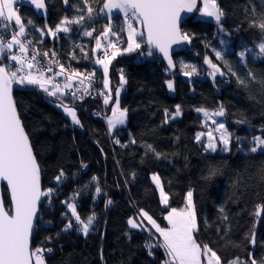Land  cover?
<instances>
[{"label": "trees", "instance_id": "1", "mask_svg": "<svg viewBox=\"0 0 264 264\" xmlns=\"http://www.w3.org/2000/svg\"><path fill=\"white\" fill-rule=\"evenodd\" d=\"M46 1L47 17L39 15L34 5L18 3L20 16L29 24L25 32L39 51L54 48L59 61L73 69L85 71L100 66L96 63L100 55L97 39L102 45L103 39L120 34L127 41L124 14L121 10L100 12L103 0H89L94 9L91 19L87 18L88 5L83 0ZM218 4L223 12L220 34L196 35L185 50L175 53L176 71L170 70L154 51L150 58L140 59L143 50L149 51L146 39L139 54L138 49L125 52L126 46H121L123 52L113 59L109 72L115 95L106 104L108 117L97 115L103 104L91 96L81 103L71 102L80 121L76 124L37 85L25 82L21 84L32 88L16 90L18 109L42 168L44 192L52 189L43 197L33 241V248L43 249L44 264H163L167 259L164 249L146 247L161 244L160 234L152 225L150 229L133 228L128 221L146 212L167 226V211L185 207L189 191L193 192L197 212L195 233L202 246L217 253L223 264L237 257L264 264V178L257 185L256 180L249 183L251 177L247 174L257 164L264 166V150L252 152L237 141L249 135L264 138V58L253 57L264 41V30L257 26L264 20V0H218ZM81 15L85 16L82 23L71 22ZM64 19L68 31L50 36L45 21L55 29ZM31 20L35 24L29 23ZM112 20L116 26L110 25ZM108 26L111 32L105 37L102 33ZM85 31L92 35H84ZM241 52H245L243 58ZM4 60L8 62L9 58H3L1 65ZM136 65L144 78L163 72L161 83L156 82L148 91L150 101L135 102L130 94ZM13 67L11 71L18 68ZM121 76L129 83L122 93L121 106L128 109L130 117L126 125H119L109 134L108 119L113 114ZM169 76L176 78V94L162 84V78ZM69 78L60 85H73L74 80ZM157 94H168L182 115L162 119L151 130L162 116L159 103L154 101ZM200 107L213 111L223 108V118L232 135L228 151H208L197 140L204 128L201 112L197 111ZM212 170L215 175H210ZM154 174L163 181L170 199L168 205L163 203L160 189L152 179ZM97 187L101 189L99 194ZM3 196L6 207L11 209L6 186ZM69 204L75 206L76 214L85 222L94 216L87 235L80 231ZM69 222L72 226L67 228Z\"/></svg>", "mask_w": 264, "mask_h": 264}, {"label": "snow or ice", "instance_id": "2", "mask_svg": "<svg viewBox=\"0 0 264 264\" xmlns=\"http://www.w3.org/2000/svg\"><path fill=\"white\" fill-rule=\"evenodd\" d=\"M85 5H88L85 11L88 14V19H91L94 13V9L89 4V0H83ZM18 3V0H0V24H3L4 28H8V22H14L19 25V31L12 34L11 40L5 41L0 37V64L6 54L9 55L11 61L16 62L19 67L15 71H10L9 66H0V180L7 182V186L10 189V199L12 202V208L6 210L2 197H0V264H44L40 253L43 249L37 248L32 250L30 247V237L33 230V221L37 216V205L41 196H47L52 192V189H48L47 192H42L40 188V168L36 162V158L33 155L32 148L30 146L28 136L26 135L21 121L18 117L16 106L12 97V85L13 83H27L29 85H37L42 88L48 95L56 96L58 92H61V86L59 84L53 85L52 90L48 85L53 77L46 78V72H51L49 67L44 69L43 66L37 67V55L33 54L31 57L25 55L11 54L10 50L14 45H19V53L24 54L28 52V48L25 43H22L20 38L25 34V27L21 21L20 16L15 11L13 5ZM37 9H43L45 7L44 0H30ZM67 3V0H65ZM197 5V0H103V5L100 8L102 13H111L113 9L123 10L124 15L127 17L131 13V17L139 20L140 23L146 28V43L150 45V50L147 55L151 56L153 52L151 48L157 49L168 60L169 65L172 64V60L169 54V48L171 44L177 43L181 38L188 39L186 35L181 37L178 28V21L180 13L183 10L192 12ZM203 14L207 17L214 18L216 23H220L223 16L222 10L217 6L216 0H203ZM85 20V16L81 15L78 19L71 21L72 23L80 24ZM63 23V22H62ZM255 23V22H254ZM257 26L264 30V20L259 22ZM67 32L68 28L60 26L57 27L56 32ZM123 31V29H121ZM43 31V30H41ZM53 36L56 32L52 29H48ZM111 32V27H106L102 33L105 37ZM84 35L91 36L92 33L85 31ZM115 35V34H113ZM144 31H138L131 22V19L127 22V47L125 52H132L141 47V43L138 42L137 37H144ZM108 48L112 49L111 54L105 49L103 58L96 60L97 64L103 65V73L106 76L108 73V65L117 55H120V49L116 47L114 43H109ZM258 52L253 53L252 49H246L247 52L253 53L254 58H264V41L259 43ZM101 48V41L96 40V49ZM47 56L48 53H43ZM217 57L220 53H216ZM245 52L240 53V57L243 58ZM211 63V61H206ZM214 69L216 65H212ZM33 69L36 70V74H33ZM218 70V69H217ZM231 69L229 68V71ZM192 71H195L193 67ZM18 72H23L24 75L18 76ZM64 72L63 65H60V73L54 75H60ZM190 73H185L189 75ZM234 74V73H233ZM223 75V73H221ZM253 80L255 76L249 72L248 74ZM70 79V78H69ZM239 79V77H237ZM123 82V76H121ZM105 87H108V82L105 81ZM241 84H245L244 80H240ZM83 84V81H81ZM71 84H65L64 88H71ZM168 87L171 89L173 84L168 82ZM75 97V92L69 93ZM117 99L114 101L115 108L113 109V117L109 119L108 123L114 127L116 124H123L126 117V109L120 110L119 106V90H117ZM109 102L106 97L104 103ZM66 112H69L72 120L76 124H80V121L76 118L75 110L64 107ZM197 111L204 112L205 116L208 112L204 109H197ZM167 115V113H166ZM180 115L179 105L176 107L175 116ZM213 115L223 116L224 110L221 107L220 110L213 113ZM174 118V117H173ZM219 128L223 129L224 124L220 123ZM202 135V134H201ZM224 144V151H228L229 138L227 133H223L220 137ZM199 140V135L197 136ZM119 143V141H117ZM255 145L251 148L252 152H256L258 148L264 147V138L257 137L254 141ZM216 150V144L212 142L211 136L209 137V143L206 150ZM210 175H215V170H212ZM60 176H63L61 172ZM60 176L56 177L57 181L60 180ZM95 179V178H94ZM157 186H160V180L158 176H153ZM101 189L96 188L97 194ZM160 193L163 202L167 204L168 197L164 193L163 187H160ZM193 193L189 191L187 193V204L184 209L173 208L169 213L167 219L170 228H162L156 223L152 217L147 213H143V216L147 217L150 224L155 228V231L163 238V242L158 245L148 244L146 247L151 249L152 247H161L164 249V253L167 259L164 264H202L201 257L206 255L208 257L207 264H221L220 257L212 251L207 245L201 246L194 237V232L198 230L197 219L195 214V208L192 201ZM108 203H111L109 201ZM72 215L75 216L76 222L80 226V231L87 235L90 226L93 224L94 216H90L87 222L81 220L80 216L76 214V208L74 205L69 204ZM221 211H223L221 209ZM11 212V214H10ZM128 223L133 227H139V225L132 219ZM72 226L71 222L67 225V228ZM67 228L65 230H67ZM252 242L255 243L254 237ZM50 251V250H49ZM151 254V253H150ZM229 264H256V261L252 259L249 261L240 260L235 258L230 261Z\"/></svg>", "mask_w": 264, "mask_h": 264}, {"label": "rangeland", "instance_id": "3", "mask_svg": "<svg viewBox=\"0 0 264 264\" xmlns=\"http://www.w3.org/2000/svg\"><path fill=\"white\" fill-rule=\"evenodd\" d=\"M216 3H217V6L219 8L218 0H216ZM44 5H45V7L43 9H37L36 7L35 8H36V10H37V12H38L39 15L44 16V17H47L48 14H49V11H48V4H47V1L46 0H44ZM13 7H14L15 11L18 13V11H17L18 9H17L16 5L15 6L13 5ZM119 11H120L119 9H113L111 11V13H116V12H119ZM121 12L124 14L123 10H121ZM18 15H19V13H18ZM20 18H21L22 23L24 24L25 29H27V25L29 26L28 22L25 21L24 18H22L21 16H20ZM122 18L125 20L124 21V24L126 25V19H125L126 16L124 15V17L122 16ZM45 22H46V25L45 26H46L47 30L48 29H52L51 26H50V23L47 20ZM29 23L35 24V20H31V22H29ZM113 24H114V26H116L115 25V24H117L116 21L112 20L110 22V25L111 26H113ZM66 25H67V20L64 19L63 21H61L60 24H58L56 26L55 29H52V31L53 32H56V29H57L58 26H60L61 28H63V27H66ZM38 27L40 28L41 26L39 25ZM134 27L138 31H144L145 32V29H143V25L140 23L139 20H137V24ZM18 31H19V28H18ZM183 32H184V34L187 37L190 38V43H191V40H194V38L196 37V35H201V34L202 35H205V34L208 33V34H213L214 36L217 37L220 34V25L215 22L214 18L207 17L206 15L203 14V0H200L199 1V7L195 11V14L192 15L191 18H189L187 21L184 22V24H183ZM26 33H27V31L25 32V34ZM47 33H49L50 36H53L50 32L47 31ZM58 33L59 32H56V35ZM56 35H55V37H56ZM44 36H45V34L43 35V37ZM145 39H146V35L144 37H140V38L137 37L138 42L141 43V47L140 48H143V46H144L143 40H145ZM220 40H221V38H220ZM21 42L24 43L25 41L21 40ZM190 43L188 45H190ZM123 45H125L127 47V43L126 42ZM211 47H213V49H216V47L213 46V44H211ZM121 49L122 48H120V52L122 53L123 51H121ZM138 50H139L138 51V54L141 53L142 50L141 49H138ZM10 51H12V49ZM147 52L148 51L143 50V54L140 56L141 57L140 59L143 60V59L150 58L149 55H147ZM117 56H119V55H117ZM8 57H9V55H8ZM8 57H5L4 56V58H8ZM112 61L108 65V73L104 77V82L105 81L108 82V87H105V88H106V95H107V98H108L109 102L111 100H113L114 95H115L113 93L112 84H111L112 83L111 73H109L110 72L111 65L113 63ZM135 67H134V71H133V80H132L133 83H134V87H133V89L130 92V94H132V96H133L132 99L135 102H136V100H137V102H138V100L141 101V102L150 101L151 98H149L150 94L148 93V91L151 88H154V85H155L156 82L161 83V81H160L161 80V74H163V72L160 70L161 72L160 71H157V73H156L155 76H152V74H150L147 78H144L143 76H141L140 72L138 71L139 66L136 65ZM154 72H152V73H154ZM169 81H171L172 84H173V87L171 89L168 87V82ZM56 84L57 83H53V80H51V82L48 85H46V86L49 87L50 90H52V86L53 85H56ZM58 84L60 85V82ZM162 84H163L164 87H167L169 89V92L170 93L176 94V92H177L176 91L177 81H176V78L174 76L165 77V79L162 78ZM64 85L65 84L60 85L62 91L61 92H58L57 95L55 96V97H58V98H61L62 99V102L59 101L57 103V105H58V107H61L62 109H64V107L66 106L69 109L75 110V113H76V107H73L71 105V103H70V102H74V100H73L74 97L71 96V95H69V94H67V88H64ZM128 85H129V83L126 82V79H124V77H123V82L121 81L120 86L119 87L117 86L118 87L117 90H119V97H118V99H119V106H121V97L123 95L122 93L127 88ZM143 91L145 93H143ZM142 95L144 96V98L142 97ZM147 96H148V98H145ZM116 99H117V96L115 97V100ZM155 99H154V101H156L155 103H157V102L159 103L158 104V106L160 108L159 112L162 114V116L159 115L160 117H159V119H157V123L154 124L153 126H151V130H153L155 126L158 127L159 126V122L162 119H168L170 117H172V118L173 117L174 118L175 117H178V116H175V112H176V102L173 99H171L168 94H166L165 96L164 95H161V94H157L155 96ZM63 101H66L68 103H65ZM83 101H82V99L81 100L78 99V98L75 99V102L76 103H81ZM112 105H114L113 106V109H114L115 108V103L113 102ZM125 109H127V108H125ZM198 109H204V110H206L208 112V115L205 116L204 112H201L200 111L201 112V120H202L201 122H203L204 128L202 130H200V132L198 134L199 135V141H201V143L204 144L205 147L207 148V145L209 143V137L211 136L212 142H214L216 144V150L215 151L222 152V151H224L223 150L224 149V144L221 141L220 137H221V135L223 133H227L228 134V138H229L228 149H230L231 148V143H232L231 142L232 135L228 131V128H227V125H226V121L224 120L223 116L213 115V113H215L217 111L208 110V109H205V108H202V107H200ZM127 112H128V109H127L126 113ZM66 113H67V115L70 118H72L69 112H66ZM166 113H167V115H166ZM181 115H182V113L180 112V115L179 116H181ZM112 117H113V114L110 116L109 119H111ZM128 117H129V115L126 114L125 122L127 121ZM109 119H108V121H109ZM220 123H223L224 124V128L223 129H220L219 128V124ZM113 128L114 127H112V126L109 125V130H108L109 134L112 132ZM114 130H116V129H114ZM152 132H154V131H152ZM255 138H257V137L256 136H250L249 135V136H244L243 138H238L237 141H238V144L239 145L243 146L246 149L251 150V148H253L254 146H256L255 143H254ZM259 150H264V147L258 148L257 151H259ZM208 151H212V150L211 149H208ZM263 167L264 166L262 164H259V165L257 164L255 167H253L252 169H250V170L247 171L248 176L251 177L249 179V183H252L254 180H256V184L257 185H260L259 184V181H261L262 178H264V168ZM154 175L155 176H158L159 177V180H160V186H158V189H160V187L162 186L163 187V190H164V193L168 197L167 191H166V189L163 186L162 179L160 178V176L158 174H154ZM246 185L250 186L247 182H246ZM161 198H162V196H161ZM169 201H170V199H168L167 204H165L164 202L163 203L165 205H168L169 204ZM192 201H193V205H194V208H195L193 196H192ZM173 208H175V207H171V209L169 211H167L166 219H167L169 213L171 212V210ZM184 208H186V206L185 207H182V208H176V209L179 210V209H184ZM144 213H146V212H144ZM195 214H196V219H197L196 209H195ZM131 219L134 220L138 225L140 224L141 227H144V228H146V227L148 228L151 225L147 221L148 220L147 217H145V216H143L141 214H140V217H138V219L137 218H131ZM167 221H168V219H167ZM156 223L159 224V222H157V221H156ZM168 224H169V222H168ZM197 224H198V219H197ZM160 226L162 228H170L171 227L170 224L167 225V226H164V225L161 224ZM149 229H150V227H149ZM194 237L197 240V242L199 244H201V242L198 241L195 232H194ZM201 246H202V244H201ZM42 260H43V258H42ZM201 260H202V264H207V262H206V255H205V258L203 257V259H201ZM221 264H223V263L221 262Z\"/></svg>", "mask_w": 264, "mask_h": 264}, {"label": "built area", "instance_id": "4", "mask_svg": "<svg viewBox=\"0 0 264 264\" xmlns=\"http://www.w3.org/2000/svg\"><path fill=\"white\" fill-rule=\"evenodd\" d=\"M125 19H126V26H127V22L129 21V19H131L133 26L137 24V19H135L134 17H131V13H129V16H127ZM8 25H9L8 28L5 29L3 24H0V37H2L5 41L11 40L12 34L15 32H18V27L16 26V24L12 22H8ZM19 38L20 40L25 41L24 43L28 48V52L21 54L19 53V45H14L11 54L25 55L27 57H31L33 54L38 53L37 65L44 62L47 58L49 61L48 65H50V68L52 69L51 72L53 73V77L56 78L57 84L59 82L61 84L64 79L69 78V77L74 80V84L67 91V94H69L70 92L76 93L75 97L73 98L74 101L76 98L80 100L82 99L83 101L87 97H91V96L94 98H97L101 100V103L103 104L102 108L97 110V115L104 114L106 116V113H107L106 107L108 106L104 103V100L107 95H106V88L104 84V73H103L102 65L96 68H91L90 70H85V71L79 70L78 71L76 69L71 68L65 62L59 61L60 60L58 57L59 54L54 48L48 49L45 52H41L38 50L37 45L34 44L33 41L30 39V37L27 36L26 34H24L23 36ZM102 41L103 42L100 48L99 58H103L105 49L107 50L109 54H111L112 49L107 47V45L110 42L114 43L116 47L119 49L125 43L123 36H120V34L113 35L112 38H110V40L103 39ZM43 53H48V55L44 56ZM4 63L8 64L13 69H14L13 66L15 65L19 67V65L16 62L11 61L10 59L8 60V62H5L4 60ZM60 65H63L64 72L60 75H54L56 73H60ZM19 74L24 75L23 72ZM81 81H83V84H81ZM37 248L38 247H36L35 249ZM40 255H42V253H40Z\"/></svg>", "mask_w": 264, "mask_h": 264}, {"label": "water", "instance_id": "5", "mask_svg": "<svg viewBox=\"0 0 264 264\" xmlns=\"http://www.w3.org/2000/svg\"><path fill=\"white\" fill-rule=\"evenodd\" d=\"M199 1L200 0H197V5L196 7L193 9L192 12H188L186 9L183 10L181 13H180V17H179V21H178V28H179V32L181 34V37H183L185 34L183 32V24L185 21H187L189 18L192 17V15L195 14V11L198 9L199 7ZM143 29H145V35H146V28L143 26ZM190 43V38L188 37V39H183L181 38L177 43H173L171 44L170 48H169V54H170V57H171V60H172V64L169 65L168 63V60L163 56V53H160L157 49L155 48H151L152 51L160 54V56L163 57V59L166 61V63L168 64V66L170 67V70L172 71H176V63H175V59H174V56H175V53L176 52H180V51H183L185 50V47ZM149 48H150V45H149ZM0 66H2L0 64ZM25 88H32V86H25L23 84H17V83H13L12 85V97H13V100H14V103H15V106H16V110H17V114H18V117L21 121V124H22V127L26 133V135L28 136V140H29V143H30V146L32 148V152H33V155L35 156L36 158V162L37 164L39 165V168H40V188H41V191L44 192V183H43V173H42V168H41V165H40V162H38V159H37V155H36V152L34 151V147H33V142L31 141V138L29 136V133L27 132V130L25 129V126H24V122L21 118V114H20V110L18 109V104H17V99H15V93H16V90L17 89H25ZM35 89V87H33ZM40 89V87H37ZM36 88V89H37ZM7 187L8 188V191L10 193V189L9 187L7 186V182L4 181V180H0V197H2V200H3V204L6 208V210H8V207H6V203H5V196H3V192H4V187ZM43 197L44 196H41L40 198V201L38 202V205H37V216L36 218L34 219L33 221V230H32V234H31V237H30V247L31 249L33 250V241H34V233H35V229H36V225L39 221V218H40V210H41V204H42V200H43ZM11 214V212H10ZM207 259L208 257L206 256V262H207Z\"/></svg>", "mask_w": 264, "mask_h": 264}, {"label": "bare ground", "instance_id": "6", "mask_svg": "<svg viewBox=\"0 0 264 264\" xmlns=\"http://www.w3.org/2000/svg\"><path fill=\"white\" fill-rule=\"evenodd\" d=\"M147 48L150 50L148 44H147ZM151 51H152V50H151ZM152 52H153V51H152ZM149 57H151V56H149ZM61 62H62V61H61ZM48 64H49V61H48V59L46 58V60H45L44 62L38 64L37 67H39V66L42 65L44 69H47V68L50 67V65H48ZM5 65L9 66L8 64H5V63H4V65H2V66H5ZM12 69H13V68L9 66V70L11 71ZM32 71H33V74H36V70H35V69H33ZM138 71H139V70H138ZM47 77H53V73H52V72H46V78H47ZM52 80H53V83H56V78L53 77ZM14 83H15V82H14ZM20 84H21V83H20ZM25 86H26V85H25ZM38 87H39V86H38ZM40 90H42V88H40ZM50 96H51V95H50ZM51 97H53V98L55 99L56 103H58L59 101L62 102V99H61V98H58V97H55V96H51ZM74 102H75V101H74ZM70 103H71V102H70ZM127 123H128V122H126L125 125H126ZM108 127H109V123H108ZM117 127H120V126L118 125ZM114 128H116V127H114ZM114 128H113V130H112L111 133L114 132Z\"/></svg>", "mask_w": 264, "mask_h": 264}, {"label": "crops", "instance_id": "7", "mask_svg": "<svg viewBox=\"0 0 264 264\" xmlns=\"http://www.w3.org/2000/svg\"><path fill=\"white\" fill-rule=\"evenodd\" d=\"M27 2V3H29V4H31L30 3V0H18V3L19 2ZM18 3H14V6L16 5V7H17V5H18ZM31 5H33V4H31ZM18 11V10H17ZM18 13H19V11H18ZM17 13V14H18ZM19 16H20V13H19ZM19 28V27H18ZM120 110L122 111V110H125V108H122V106H120ZM127 110V109H126ZM126 114H128L129 115V111L126 113ZM129 117H130V115H129ZM129 117H128V119L127 120H129ZM125 123V122H124ZM123 123V124H124ZM118 125H121V124H116L114 127H117ZM148 221V220H147ZM149 222V221H148ZM149 224H150V222H149ZM141 225L139 224V227H140ZM203 257L205 258V255H202V257H201V259H203Z\"/></svg>", "mask_w": 264, "mask_h": 264}]
</instances>
